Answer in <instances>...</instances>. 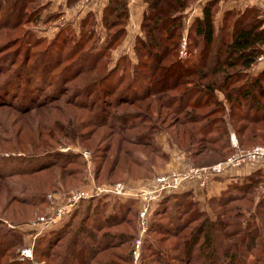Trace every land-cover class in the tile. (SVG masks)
<instances>
[{
    "label": "trees",
    "instance_id": "1",
    "mask_svg": "<svg viewBox=\"0 0 264 264\" xmlns=\"http://www.w3.org/2000/svg\"><path fill=\"white\" fill-rule=\"evenodd\" d=\"M12 1L0 0V30H5L12 24L19 25V22L24 20L29 21L32 17L31 15H35L39 21L41 19L48 25H52L54 19L61 16L60 12L48 14L46 17L45 15L42 16L44 10L49 7V1L47 0L44 2L42 0H22L25 4L31 2L39 3L24 14L18 13L17 19H15V6L21 0ZM75 1L68 0V6L75 3ZM143 1L146 7L139 24V31L134 36L136 62L129 53L125 52L118 58L119 60L114 67L109 65L108 52L118 48L135 29L134 25L129 22L131 16L129 1L109 0L102 10L100 19H98V12L90 11L79 22H70L65 26H61L55 33L49 48L43 49L40 53L39 57L41 58L35 56V63L28 66L29 64L26 61L29 62L31 58L28 55L24 59L26 63L18 66L21 61L18 63L19 56H16V61L11 66L12 71L0 78V89L6 91L5 95H9L11 93L10 87L15 86L20 93H24L21 96L27 95V98H32L31 100L33 101H26L27 106L24 110L44 105L47 107L48 101L52 97L54 99L57 94L52 95L51 93L50 96L46 93L42 101H37L35 94L38 90H44V87H48L46 91L48 89L50 92L56 90L61 92L63 87H65L64 82L69 79L66 73L71 71V69L76 73L75 75L87 74L97 68L98 65H104L105 71L98 81L83 87L82 92L86 94L85 99L93 96L94 92L97 93L99 89H104V93L107 92L106 94L112 91L119 92L120 99L123 102L130 103L139 98L152 97L161 103L165 102L176 113L182 114L187 109L185 113L187 116L183 119V122L189 124L185 130L189 136L190 143H195L196 139L200 143L205 140L212 152L222 155L220 158H224L225 153H229V155L234 153L237 149L232 143V131L235 132L242 148L249 137L242 139L243 137L240 138L239 136L246 134V131H249L252 135L248 141L249 144L254 143V137L264 141L261 138V136L264 137V125L258 129L259 125L264 124V66L253 72L254 68H258L259 65L257 64L261 62L264 56L263 11L256 7L227 10L223 13L219 23L216 20V15L219 11V2L221 0H206L202 5V14L195 16L188 28L187 35H185L184 24L185 14L187 13L185 10L190 2L198 0ZM99 27L106 29V38L102 40L101 47L95 44L99 43L101 37L98 31ZM113 27H118V29L110 32ZM75 29L78 30V37ZM33 35H36L35 32L30 30L31 39L34 37ZM184 37L188 38L186 45L190 49L191 58L177 57ZM41 39L37 37L34 38V41L41 42ZM68 40H71L74 45L64 54L71 45ZM84 46H88L89 49L86 52L78 53L79 51H85L83 50ZM197 49H199V56L195 55ZM69 51L73 53L72 56L67 54ZM53 54L56 56L54 57ZM78 55L80 56L77 60H74L69 65L67 64L68 66H62L66 62L72 61L73 57H78ZM47 58H51L48 63L41 66L37 65L38 62L42 63L48 60ZM12 60L13 57L11 58ZM166 61L168 63H165ZM236 67L239 69L230 72L229 69ZM3 70L4 65L2 63L0 64V72H3ZM172 71L178 72L176 79L172 76L168 78ZM218 73L220 75L216 82L214 75L216 76ZM116 74L118 76L114 78ZM212 75V80L203 84V81ZM157 77H162L168 83H165L164 86L156 87ZM40 82L45 86L40 89L39 87L32 88ZM235 83L238 84L236 85ZM177 87H179L178 90H176ZM217 90L223 93V99L218 98L215 94ZM81 93H76L75 95L78 96ZM102 100L104 101V99ZM79 106L82 107L81 109L89 110H95L98 107L99 111L95 110L94 118L96 121L94 122L97 124L102 122L103 126V122L107 120L105 118L106 115L111 116L112 114L108 109L106 111L102 104L96 106L94 100L89 102L82 101ZM211 112H218V114L214 118L208 119L207 115ZM144 117V114L141 116L135 113H122L116 117H109L108 122L118 126L119 121H121L123 127H125L124 129L129 128V130L134 126L138 131H128L129 137L136 141H142L139 143L148 145L151 151L169 161L171 154L170 151L166 150V147L171 149L169 135L168 138H165L167 146L164 149L158 138V130L162 132L163 129L155 127L151 129L154 132L149 131L146 123L150 119L147 120ZM116 121L118 122L116 123ZM240 121H244V124L239 125L238 122ZM112 124H109V126H112ZM117 128L121 127L118 126ZM117 130L121 132L122 136L127 138L123 128ZM137 135L140 136L141 140H137L139 138ZM170 137L172 138V136ZM171 151L173 150L171 149ZM10 155V153L1 154L0 152V164H3V166L7 165L6 168H0L1 178L22 174L27 168L21 162L13 159L14 157L18 159L19 156L13 157ZM50 156L53 155L44 151L42 154L32 158H24L23 163H31L29 164L31 167L28 169L37 167L34 169L39 170L54 164L48 162ZM136 160L141 162L139 157ZM186 161L196 165H204L189 159H186ZM68 174L72 175L73 172L70 170ZM263 186L264 170L258 169L241 179L230 178L227 187L221 190L219 194L208 198L204 207L195 199L191 191L179 192L177 190L167 195L164 194L150 209L148 229H162L163 227L161 228L157 221H159V216L164 213L168 215L169 221L172 222L171 228L175 232L177 228L189 221L192 215L194 218L200 219L201 223L200 227L195 230L196 237L190 240H193L194 243H199L201 240L202 244L200 243V245L201 252L204 255V264H233L232 261L238 256L236 250L237 242L242 244V246L244 245L245 251L243 253H248V255L250 251L252 253L255 250L257 245L264 246ZM255 196L258 197L257 201ZM111 199V196H101L82 200V206L87 203L83 210L80 206L77 207L70 217L52 226V230L49 233L41 234L37 238L32 249L33 257L36 261L39 264H42L43 261H45V264H90L86 263V260L79 262L81 259L79 256L81 252L79 251H90V254L94 255L96 254L94 251L102 250V247L99 246V249L91 248L86 239L83 237L80 239L76 232L70 237L64 248L56 249V245H59L58 241L64 239L66 234L69 233V228L75 225L74 222H77L76 218L80 212H82L80 223L83 221L85 223H82L77 228L79 229V234L83 231L86 232L87 236L95 239L97 234L87 228L86 223L88 221L94 222L98 232L102 224L115 217L106 211ZM115 199L114 206L120 211L119 217H116L117 221L129 219L127 217L133 212L132 204L136 200L120 196H116ZM244 199L251 203L247 213L245 211L237 212V209L228 207V204ZM38 201L41 204L45 199L40 197ZM93 202L95 203L92 204ZM215 206L226 207V209L231 211L228 216L230 219H234L232 222L235 227L233 231L225 229L226 222H222L218 218L222 212L216 213ZM210 207L211 212L213 210L214 215L216 214L215 216L209 214L210 209L207 208ZM134 216L137 217L136 215ZM238 219H241V221ZM27 223L29 222L14 223L8 219L0 218V264H33V260L30 258L21 255L19 257L18 254L15 256V250L14 253H11L15 248H26L23 229H25V232L29 231V233L31 230L39 231L36 226L32 225L33 221L26 228H23L22 226ZM217 229H220L219 234L216 232ZM235 236H239L240 239L235 238ZM123 238L126 239L125 236ZM96 239L100 240L99 237ZM223 243H225L223 252L218 253L216 249L219 250ZM241 250H243V247ZM42 257H45L46 260H42ZM259 258L260 261L257 264H264V256ZM77 260L79 261L76 263L75 261Z\"/></svg>",
    "mask_w": 264,
    "mask_h": 264
},
{
    "label": "rangeland",
    "instance_id": "2",
    "mask_svg": "<svg viewBox=\"0 0 264 264\" xmlns=\"http://www.w3.org/2000/svg\"><path fill=\"white\" fill-rule=\"evenodd\" d=\"M42 1L44 2L46 0ZM201 1L204 2V0ZM11 2L13 1L11 0ZM19 2L20 3L15 6V19H17L18 13L24 14L32 7L37 6L39 3L31 2L25 4L22 0ZM198 2L199 1L190 2L188 8L185 10L187 11L185 14L186 18L184 24L185 35H187L188 28L190 27L192 20L199 12L197 9L199 8L198 6L201 2ZM60 10L61 6L59 8V11ZM51 13L54 12L46 13L45 17ZM223 13L224 11H221L220 17L218 18L219 23L220 19L223 17ZM60 15L62 14L60 13ZM31 16L32 17L29 21L24 20L19 22V25L12 24L9 28L0 30V61H2L4 65L3 72H0V78L8 75L9 72L12 71L11 66L12 64L14 65L16 56H19L18 63L21 61L18 66H22L26 62L29 64L28 66L35 63V56L39 57L43 49L49 48L55 37V33L61 26H64L61 24L65 23L67 20L63 18H55L56 20L54 19L52 25L55 26L54 24H57L58 27L51 28L48 33H45L47 28L52 25L44 23L41 19L39 21L38 17H35V15ZM42 16H44V13ZM73 19L77 20L76 16ZM77 22L78 20L75 21V23ZM134 28L135 29H133L131 35L126 37L125 41L118 48L108 52L107 58H109V65L111 67H114L119 60L118 58L125 52L129 53V55L136 62L137 55L134 48V36L139 31V25L137 27L134 26ZM117 29L118 27H113L110 32H114ZM30 30L36 34L33 35L34 37L32 39L30 37ZM75 30L77 31L76 34L78 37V30ZM98 31L101 37L99 36V43L95 44H98L101 47L103 43L102 40H105L106 38V29H104V27H99ZM36 36L42 38V41H34V38H37ZM68 41H70L71 45L66 49L64 54H66V52L74 45L71 40ZM186 43H188V38L184 37L182 39L177 57L191 58L189 53L190 49L187 47ZM88 49V46H84L83 50L85 51H79L78 53L86 52ZM198 53L199 49L195 51V55L199 56ZM67 54L69 56L73 55L71 51ZM28 55L29 57L31 56L29 62L24 60L25 56ZM53 56L55 57L56 55L53 54ZM79 56L80 55H78V57H73V60L71 59L72 61H68L62 66L65 67V65L71 64L74 60H77ZM12 57L13 60L11 61ZM262 58H264V56ZM50 59L51 58L45 60V62L42 59L43 62H38L37 65L41 66L46 64L50 61ZM165 63L168 62L166 61ZM259 66L256 69L253 67V72L259 69ZM237 69L239 68L236 67L229 70L230 72H234V70ZM104 71V65H98L97 68L87 74L75 75L76 73H74L71 69V71L66 73L69 79L64 82L65 87H63L61 92L58 90L50 92L48 89L46 91V88L48 87H44L45 85H42L41 82L35 85L32 87L33 89L36 87H39V89L44 87V90H38L35 94L37 101H42L45 98L46 93L50 96L51 93L52 95L57 94L54 99L52 97V99L48 101L49 103H47V107L44 105L42 107L24 110L27 106L26 101L30 102L32 98H27V95L21 96V94L24 93H20L15 86L10 87L9 90L11 93L9 95H5L6 91L0 89V152L1 154L10 153V156L13 157L19 156L18 159L17 157H14L13 159H16L17 162H21L22 165L24 164V166L27 167L26 170H21L23 171L22 174H14L3 178L0 177V218L2 217V219H8L14 223H31V221L34 223L42 217L47 218L57 214L59 210L66 205L67 202H69V198L72 195L81 193L90 194L89 198L82 200L107 196L111 194L100 193L98 195L96 192L100 188H112L120 183L125 184L126 187L128 186V188L132 191L146 189L149 188V186L152 185L158 178L172 175L173 172H179L170 164V160L166 161L163 157H160V155L151 151L148 145L139 143L142 141H136L129 137L128 131H138V129H135L134 126L131 130H129V128L124 129L125 127H123V123L121 121L118 123V126L121 128H117V125L112 124V122H108L109 117H116L122 113H135L141 116L144 114V118L147 120L150 119V121L146 123L149 131L154 132V130L151 129L155 127L164 130H162V132L158 130L159 133L157 132L159 134V143L164 149L167 146L165 144V138H168L169 135L171 144L170 147L175 152V156L180 154L183 159H189L199 164H204L196 165L191 163L194 166L201 168L211 167L215 164L227 161L233 155V153L229 155V153L224 154L223 152L224 158H220L222 155L220 156L217 153L212 152L205 140L200 143L198 139H196L195 143H190L189 136L185 130L189 124L183 122V119L187 116L185 115L187 109L185 112H182V114L176 113L171 109V107H168L165 102L161 103L159 100L157 101L152 97L139 98L130 103L123 102V100L120 99L119 92L112 91L106 94L107 92L104 93V89H99L97 93L94 92L93 96L85 99L86 94L82 92L83 87L98 81ZM177 73L178 72L176 71H172L171 74L168 75V78L169 76H172L176 79ZM219 75V73L216 74V76L214 75L216 82ZM117 76L118 74L114 75V78ZM211 78H213V75L205 79L203 84L206 81L212 80ZM53 79H55V77H53ZM165 83H168V81H165L162 77H157L155 82L156 87L164 86ZM235 84L237 85L238 83ZM178 88L179 87H177L176 90H178ZM215 92L218 98H224V95L220 90ZM76 93L81 94L76 96ZM102 99H104V101ZM90 100H94L96 106L102 104L106 108V111L108 109L112 112L111 116L106 115L105 118H107V120L103 122L104 126L102 122H99V124L94 122L96 121L94 118L95 110L99 111L98 107L95 110H89L84 108L81 109L82 107L79 106L82 101L89 102ZM217 114L218 112H211L207 115V118H214ZM132 121L135 122L133 119ZM117 122L118 121H116V123ZM243 122L244 121H240L238 124H244ZM109 124H112V126L114 125V128L109 126ZM263 125L264 124L259 125L258 129L262 128ZM122 128L127 138L122 136L121 132L117 130ZM214 133L216 134V132ZM245 133L246 134L239 136L240 138L243 137L242 139L249 137L242 148V146L240 147L235 132L232 131L231 139L233 145L237 148L236 151L240 152L257 146H264V141L255 137L253 138L255 140L254 143L252 142V144H249L248 141L252 135L249 131H246ZM170 136H172L173 140ZM138 137L139 138L137 140H141L140 136ZM261 138L264 140L263 136H261ZM44 151L50 152L53 155L48 159L49 163H54L52 166L37 170L34 169L37 167L28 169L31 167V165H29L31 163H23L24 158H32L38 154H42ZM137 157L141 159V162L136 160ZM259 165V168L264 170V164L259 163ZM6 166L7 165L3 166V164H0V168H6ZM70 170L73 172L72 175L68 174ZM173 192H167L166 195ZM40 197H44L45 199V201L41 204H39L40 201H38ZM255 197V200L257 201L258 197ZM22 198L23 200H21ZM115 198L116 197H113L111 199V203L106 209V211L115 216L111 220H107V222L110 221L109 223L105 222L102 224L101 229H99L98 232L96 231L94 222L88 221L86 223V226H88L87 228L97 234L95 239L87 236L86 232L83 231L79 234V229L77 228L82 223H85V221L80 223V217L82 216V212H80L79 216L76 218L77 222H74L75 225L69 228V233H67L68 235L66 234L64 239L58 241L59 245H56V249L64 248L70 237L76 232V235L80 239L81 237L86 239L91 248L99 249V246L102 247V250L94 251V253H96L94 255H91L90 251L84 252L83 250H80L79 252L81 253L79 256L81 259L80 261H75L76 263L84 260H86V263L90 264L205 263L204 255L201 252V240L199 243H194L193 240H190L196 237L195 230L200 227V219L194 218L191 215L190 220L181 227L177 228L174 232L171 228L172 222L169 221L168 215L163 213L159 216V221H157L160 224V227H163L162 229L154 228L155 230H144V225L140 222L139 218V201L136 198H133L137 201V203L135 202L132 204L134 210L131 215L127 217L129 219L119 222L116 217L119 215L120 211L114 206V202L116 200ZM82 200L79 201L78 205L73 208L71 213H69L64 219L70 217V215H72L75 209L79 206L83 210L87 203L82 206ZM94 203L95 202L92 204ZM250 206L251 203L246 199L228 204V207L237 209V212L245 211L246 213ZM215 208L216 213L222 212L219 214L218 218L220 221L226 222L225 229L233 231V228H235L232 225L234 219L232 220L228 216L231 214V211L226 209V207L220 208L219 206H215ZM207 209H210L209 214L211 216L216 215H214L213 210L212 214L211 207ZM238 220L241 221V219ZM29 223L22 227L26 228L27 225H30ZM36 227L38 228V226ZM51 228L52 227H47L42 229L40 233L36 230H31L29 233V231L25 232V229H23V232L25 233L24 244L26 245V248L31 247V249H33L37 238L41 236V234L49 233L52 230ZM216 232H220V229H217ZM123 236H125L126 239H122ZM191 236L192 238H190ZM97 237H99L100 240H97ZM235 238L240 239L239 236H235ZM138 239L140 241H138ZM138 242L139 245H137ZM224 244L225 243L221 245L219 250L216 249L218 253L223 252L225 247ZM236 244L238 256L232 261L233 264H257L260 261L259 257L264 256V246L262 245H257L255 250L252 253L250 251L248 255V253H243V251H245L244 245L242 246V244H238V242ZM242 247L243 250H241ZM24 248H15L11 251V253H14L15 250V256H17V254L19 257L20 255L23 256L22 250ZM243 254L246 256H243ZM30 259L33 260V264H39L34 257ZM42 260H46V258L42 257ZM42 264H45V261H43Z\"/></svg>",
    "mask_w": 264,
    "mask_h": 264
},
{
    "label": "built area",
    "instance_id": "3",
    "mask_svg": "<svg viewBox=\"0 0 264 264\" xmlns=\"http://www.w3.org/2000/svg\"><path fill=\"white\" fill-rule=\"evenodd\" d=\"M177 159H181L178 155ZM256 163L264 164V146H257L253 148L246 149L244 151H236L233 155L224 162L215 164L211 167H197L189 163L186 170L183 172H173L172 175L163 176L158 178L149 188L139 189L132 191L126 187L125 184H117L112 188H100L96 194H111L109 196H125L129 198H136L139 202V218L142 222L143 229H148V216L150 209L154 203H156L164 194L167 192H173L179 190L181 184L187 180L195 179L204 185L215 176L223 174L226 170L230 168H238L245 165H254ZM89 193H81L77 195H72L69 198V202L64 205L57 214L51 217H42L40 220L32 223L34 226H38V233L42 229L47 227H52L61 223L71 210L75 208L79 201L82 199L89 198ZM141 228V227H140ZM138 241H140L138 239ZM139 245V242L137 243ZM23 256L27 258L33 257V251L31 247H27L22 250Z\"/></svg>",
    "mask_w": 264,
    "mask_h": 264
},
{
    "label": "crops",
    "instance_id": "4",
    "mask_svg": "<svg viewBox=\"0 0 264 264\" xmlns=\"http://www.w3.org/2000/svg\"><path fill=\"white\" fill-rule=\"evenodd\" d=\"M49 1V7L44 10V15L48 12H58L59 8L61 6V10L59 11L62 15L59 17L60 19H67L65 23L61 25H66L70 22H75L78 20V22L81 20L83 16H85L86 13L93 11L98 12V19L101 17L102 10L104 6L107 4L109 0H77L72 5L68 6V0H47ZM129 1V7L131 11L130 21L134 26H138L142 19L143 11L145 10L146 4L143 0H128ZM201 4L198 6L199 8L197 11H199L196 15H201V9L203 3L201 0H198ZM219 11L216 15V20L220 17L221 11H227L231 9H243L245 7H256L258 9H261L264 11V0H221L219 2ZM77 18L73 19V18ZM59 19V20H60ZM73 19V20H69ZM56 23V22H55ZM130 24V23H129ZM55 26H50L47 28V31L45 33H48L51 28H57L58 25L54 24ZM47 35V34H46ZM259 68L264 66V58L259 63ZM167 151H170L171 159L170 164L176 168L177 171L183 172L186 170L187 166L189 165V162L186 161V159H177V156L180 154H177L175 156V152L171 151L170 148L166 147ZM183 160V161H180ZM259 163H256L254 165H245L238 168H230L226 170L223 174L218 175L217 177H214L212 180L207 182L206 184L202 185L198 180L190 179L181 184V187L179 188V192L184 191H191L193 192L195 199H197L200 204L204 207L207 203V199L217 195L220 193L221 190L225 189L227 187V184L230 180V178H244L255 172L256 170L260 169ZM263 195H264V186H263ZM109 196V195H107ZM116 197V196H111ZM124 198H129L125 196H120ZM132 199V198H131ZM137 203V201H136Z\"/></svg>",
    "mask_w": 264,
    "mask_h": 264
}]
</instances>
